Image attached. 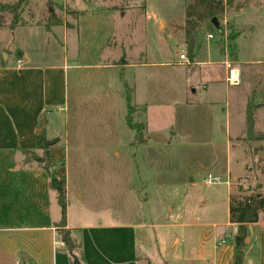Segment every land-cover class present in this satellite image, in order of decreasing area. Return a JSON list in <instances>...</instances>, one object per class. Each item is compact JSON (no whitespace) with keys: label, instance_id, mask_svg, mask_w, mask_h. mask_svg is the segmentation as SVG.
Returning a JSON list of instances; mask_svg holds the SVG:
<instances>
[{"label":"crops","instance_id":"1","mask_svg":"<svg viewBox=\"0 0 264 264\" xmlns=\"http://www.w3.org/2000/svg\"><path fill=\"white\" fill-rule=\"evenodd\" d=\"M237 13L232 12L236 14L233 25L237 29L233 55L228 56L226 48L217 43V35L208 39L206 36L211 33L206 32L204 38L197 40L199 48L190 65L183 64L179 59L180 53L170 62L157 61L154 51L145 43L136 51L129 29L124 32L116 28L107 29L101 46L90 55L88 44L84 46L78 43L76 53L80 65L76 67L79 69L77 75L80 81L78 90H75L78 101L71 109L65 104L67 111L64 115L60 111H64L65 107L55 112V109L42 105L43 95L51 90L33 89L39 80L37 75L47 68L32 64L22 52L17 53L15 67L9 68L3 63L0 65V79H9L7 86H10L9 90H0V264H72L64 245H60L56 231L60 220L56 194L48 187L42 166L32 158L33 154L42 156V151L35 148L36 135L41 132L48 142L50 158L63 162L56 170L65 176L66 182L65 228L80 244L84 264H152L157 260L158 264H166L156 255L160 256L159 248L148 234V225L131 212H128L132 217L130 221L122 219L125 211L120 206L116 207V189L109 180L114 167L110 169L103 161L114 160L117 155L114 149L116 134L121 132L122 127L133 132V137L137 135L126 124V98H129L134 114L138 109L142 113L144 132L153 139L152 135L161 130L150 127L146 121L151 107L157 104L162 107L167 100L186 105L188 94L193 92L189 90L192 85L187 83V77L192 72H199L204 78L195 83L201 86L206 104L217 105L224 99L222 119L215 124V131L212 128L209 130L211 141L218 134L220 138L216 141L225 144V157L218 171L225 177L224 181L254 176L252 169L247 166L248 160L252 157L254 147L264 151V140L245 139L246 108L248 103L254 105V132L264 134V57L262 53L255 54L264 41V32L261 38L253 36L251 40L245 37L242 30L238 31ZM124 14L121 13L122 17ZM261 22L264 25V20ZM162 25L163 22L159 21L160 28L157 27L155 33L159 52L164 46ZM263 25L256 24L257 31L261 27L264 31ZM248 30L250 33L255 31L253 25ZM242 37L251 47L252 55L240 61L237 42ZM166 38L177 39L173 32L166 33ZM111 40L113 44L109 45ZM203 46L205 60L200 61L198 56ZM182 49L185 53L184 42ZM89 56L92 59L84 60V57ZM168 65L188 69L183 72L185 80L181 87L182 95H178L171 87L167 90L168 98L164 100V90H160L162 78L165 77L162 73L146 76L150 90H145L143 98L122 79V71L126 69L141 71ZM238 65L245 66L247 73L240 71ZM43 74L41 77L45 78ZM229 80L236 82L230 84ZM222 83L224 90L220 86ZM260 88L263 92L259 94ZM175 96H180V99L176 100ZM44 112L46 115L42 117ZM53 119L57 123L51 124L50 120L53 122ZM48 131L50 135L45 136ZM254 143L258 146H254ZM261 178L264 181V174ZM226 186L227 198L235 193L229 185ZM260 192L264 193L263 188ZM225 227L231 229V236L235 233L234 224L227 221ZM216 232H213L216 237L213 244L218 240L220 230ZM246 236L242 264H264V210L259 212L256 222L247 225ZM220 240L226 244L225 238ZM223 253L231 258L224 264H231L232 244L224 252H215L212 263L218 264L219 255ZM151 256H155L156 260H152Z\"/></svg>","mask_w":264,"mask_h":264},{"label":"rangeland","instance_id":"2","mask_svg":"<svg viewBox=\"0 0 264 264\" xmlns=\"http://www.w3.org/2000/svg\"><path fill=\"white\" fill-rule=\"evenodd\" d=\"M17 1L19 0H0V6L15 4ZM189 1L21 0L19 21L13 27L12 14L0 9V65L3 63L9 68L15 67L17 53L22 52L30 58L32 64L47 68L40 71L41 75H37L39 80L33 85L34 90H51L43 95L42 105L55 109V112L63 109L65 104L71 109L78 101L75 95L80 81L77 75L79 69L76 67L80 65V58L76 53L78 43L84 46L88 44L90 55L101 46L107 29L116 28L120 32L129 29L136 51L145 43L154 51L157 61L170 62L179 53L185 54L183 49L180 50L183 41L179 28ZM234 11H238V31L242 30L245 37L251 40L253 36L261 38L264 32L263 27L259 31L255 27L256 24L263 25L261 20H264V0H232L231 6L226 10L228 13L225 12L223 16L222 26L225 35L233 36L234 39L227 42L219 38L216 40L226 48L228 56L233 55L234 49L236 50ZM123 12L125 14L122 17ZM159 21L163 22L161 30L164 34L161 52L155 39L157 27L160 28ZM250 25L255 30L252 33L248 30ZM169 32L175 33L177 39L166 38V33ZM205 34L206 30L202 27L197 40L204 38ZM245 37L237 42L240 61L252 55ZM112 44L111 40L109 45ZM258 49L260 50H255V54L262 53L264 57V41ZM4 55L7 56L5 64ZM85 59L90 60L92 57H84ZM198 59L205 60L204 46ZM238 68L247 73L245 66L238 65ZM196 69L195 67L194 70ZM186 70V67L173 65L141 71L126 69L122 71V79L143 98L145 90H150L146 76L162 73L165 77L162 78L160 90H164L163 98L166 100L167 90L171 87L178 95L183 94L181 87L185 80L183 72ZM42 73L45 78L41 77ZM187 79V83L192 85L189 90L193 92L188 94L186 105L167 100L162 107L158 106L160 104L152 106L148 113L147 123L150 127L161 130L156 135L161 136L163 142L146 136L142 113L138 109L136 114L132 112L131 117L133 122L141 125L140 131L133 137V132L122 127L121 132L116 134L114 149L117 155L114 160L105 159L103 162L110 169L114 167L109 180L116 189V207L120 206L125 211L122 219L130 221L132 217L128 212H131L148 225V234L159 248L160 256L156 254L159 260L163 259L166 264H211L215 252L221 253L225 248L229 249L232 237L231 229L225 227L228 221L227 186L224 183L204 184L207 174L219 177L221 182L225 179L218 171L220 162L225 157V144L216 141L220 138L218 134L214 135L212 141L209 136V130L214 129L217 121L222 119L221 112L225 105L224 99L217 105L206 104L201 86L196 84L204 79L199 72H192ZM8 80L0 79V90H9ZM220 86L224 90V83ZM262 92L260 88L259 94ZM175 99L179 100L180 96H175ZM65 108L60 111L61 115L66 113L67 106ZM45 115V112L42 113V117ZM50 123H57V120H50ZM47 135H50L49 131L45 132V136ZM254 146H258L257 143ZM247 166L252 169L254 176L250 179L241 177L230 180L229 187L234 195L243 196L244 192L262 188L264 192V181L261 178L264 174V151L254 147ZM218 230V240L213 244V239H216L213 232ZM223 238L226 244H217ZM155 256H151L154 261ZM219 259L218 264H224L231 258L223 253L219 255ZM152 264H158V260Z\"/></svg>","mask_w":264,"mask_h":264},{"label":"trees","instance_id":"3","mask_svg":"<svg viewBox=\"0 0 264 264\" xmlns=\"http://www.w3.org/2000/svg\"><path fill=\"white\" fill-rule=\"evenodd\" d=\"M50 0H46L49 2ZM232 4V0H190L184 10V20L179 28L183 34L185 44V55L188 59V65L194 59L195 52L199 48L197 35L202 27L211 35H217L219 39L227 42L234 39L233 36L225 35L222 20L227 8ZM21 0L15 4H4L0 6L1 11L12 14L11 26L13 27L19 21V8ZM216 18L219 30H216L210 20ZM231 48V47H230ZM127 115L126 124L137 133L141 129L140 124L132 122V106L129 104V98H126ZM253 108L254 105L248 103L246 108V140H264V134H257L253 129ZM35 148L42 151V156L32 155L35 162L42 166L48 181V187L56 194L57 204L60 209V220L56 225V231L59 240L72 260L77 258L80 264H84L83 256L80 251V244L71 236L66 225V182L65 176L60 175L56 167L61 165L62 161H56L50 158L48 154V142L44 138L43 132L36 135ZM241 193V190H239ZM264 210V194L258 189L244 192L243 196L230 195L228 200V222L236 226L235 233L231 237L233 246V257L231 264H242L244 257V247L246 239V227L250 223L258 220V214Z\"/></svg>","mask_w":264,"mask_h":264},{"label":"built area","instance_id":"4","mask_svg":"<svg viewBox=\"0 0 264 264\" xmlns=\"http://www.w3.org/2000/svg\"><path fill=\"white\" fill-rule=\"evenodd\" d=\"M206 37H207L208 39H212V38H213V35H211V34H207ZM179 59L183 62V64L188 65V59H187V57H186L185 54H180V55H179ZM228 82H229L230 84H233V83H235L236 81L229 80ZM216 183H224V184H226V185H229L230 180L227 179V180L221 182V180L219 179V177H216V176L211 175V174H207V175H206V178L204 179V184H205V185H212V184H216ZM219 243L223 244V243H225V241H224V240H220ZM60 245L63 246V243L60 242Z\"/></svg>","mask_w":264,"mask_h":264},{"label":"water","instance_id":"5","mask_svg":"<svg viewBox=\"0 0 264 264\" xmlns=\"http://www.w3.org/2000/svg\"><path fill=\"white\" fill-rule=\"evenodd\" d=\"M211 24L213 25V27L216 29V30H219V25H218V21L216 18H212L210 20ZM6 57L7 56H3V61L5 62L6 61ZM40 131V130H39ZM152 138L154 140H159L160 142H163L164 140L162 139L161 136L159 135H152ZM73 264H80L79 261L77 260V258L73 257Z\"/></svg>","mask_w":264,"mask_h":264},{"label":"bare ground","instance_id":"6","mask_svg":"<svg viewBox=\"0 0 264 264\" xmlns=\"http://www.w3.org/2000/svg\"><path fill=\"white\" fill-rule=\"evenodd\" d=\"M236 81V80H235Z\"/></svg>","mask_w":264,"mask_h":264}]
</instances>
